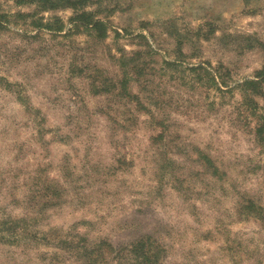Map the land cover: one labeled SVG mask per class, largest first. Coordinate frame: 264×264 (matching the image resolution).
Segmentation results:
<instances>
[{
	"label": "rangeland",
	"instance_id": "rangeland-1",
	"mask_svg": "<svg viewBox=\"0 0 264 264\" xmlns=\"http://www.w3.org/2000/svg\"><path fill=\"white\" fill-rule=\"evenodd\" d=\"M46 1L0 0V264H264V0Z\"/></svg>",
	"mask_w": 264,
	"mask_h": 264
},
{
	"label": "trees",
	"instance_id": "trees-1",
	"mask_svg": "<svg viewBox=\"0 0 264 264\" xmlns=\"http://www.w3.org/2000/svg\"><path fill=\"white\" fill-rule=\"evenodd\" d=\"M67 1L69 3H71L72 6L80 4L79 3L80 1H78V0H67ZM46 2L48 4H50L49 0H47ZM50 7H54V5H52ZM50 7H48V8H50ZM100 24L102 25L104 23L101 22V21L96 22V25H100ZM200 67L202 68V66H200ZM200 67H198V68H200ZM198 68H195V69H198ZM212 78H213L214 81L217 82V79H216L215 75ZM125 81H126V77L124 78V81L122 83L123 86L126 85ZM263 85H264V66H263V68L260 71H258L256 73L254 79H247V80L243 81L242 83H240V85H239V87L247 95L246 98L248 100L249 106L250 107L253 106L251 108L253 110V114L252 115L257 117L258 119L259 118L262 119V114L259 113V111L261 109V106L257 102L254 101L253 97L254 96H264V93H263V90H262ZM256 136H258V140L259 141H261V142L264 141V119H263V121H260L258 123L257 129H256ZM144 245H145V242H144ZM140 246H142V242H139V244L134 245L132 251H136L138 257H143L144 256L145 258H147L149 251H146L144 253H138V250L140 249ZM150 260H152V257H148L147 259H145V262H150ZM154 262H152L151 264H154Z\"/></svg>",
	"mask_w": 264,
	"mask_h": 264
}]
</instances>
